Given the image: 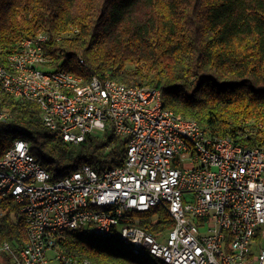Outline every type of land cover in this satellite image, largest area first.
I'll list each match as a JSON object with an SVG mask.
<instances>
[{
    "label": "built area",
    "instance_id": "1",
    "mask_svg": "<svg viewBox=\"0 0 264 264\" xmlns=\"http://www.w3.org/2000/svg\"><path fill=\"white\" fill-rule=\"evenodd\" d=\"M47 38H24L0 62V92L36 102L43 125L66 142L105 130L127 138L125 156L51 180L27 141L14 140L0 156V203L18 204L26 237L17 252L0 243V264H94L61 249L78 230L166 264H264V148L208 135L164 107L157 88L48 69ZM154 205L173 219L163 233L131 215Z\"/></svg>",
    "mask_w": 264,
    "mask_h": 264
},
{
    "label": "trees",
    "instance_id": "2",
    "mask_svg": "<svg viewBox=\"0 0 264 264\" xmlns=\"http://www.w3.org/2000/svg\"><path fill=\"white\" fill-rule=\"evenodd\" d=\"M39 32L48 69L157 88L164 107L208 135L264 148V0H0L1 63ZM0 110V156L23 139L51 180L123 162L127 138L111 131L70 143L43 125L34 101L0 92ZM131 215L150 234L173 226L163 205ZM25 237L18 204L4 199L0 243L17 252ZM61 249L94 264H166L88 230L69 231Z\"/></svg>",
    "mask_w": 264,
    "mask_h": 264
},
{
    "label": "rangeland",
    "instance_id": "3",
    "mask_svg": "<svg viewBox=\"0 0 264 264\" xmlns=\"http://www.w3.org/2000/svg\"><path fill=\"white\" fill-rule=\"evenodd\" d=\"M120 251L123 253H129V251L125 247H119ZM151 258H149L150 261Z\"/></svg>",
    "mask_w": 264,
    "mask_h": 264
}]
</instances>
